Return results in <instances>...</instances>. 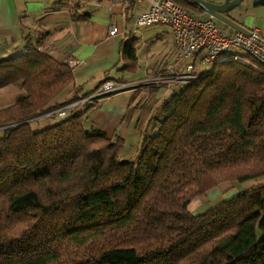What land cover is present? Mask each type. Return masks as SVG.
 <instances>
[{"label": "trees", "instance_id": "16d2710c", "mask_svg": "<svg viewBox=\"0 0 264 264\" xmlns=\"http://www.w3.org/2000/svg\"><path fill=\"white\" fill-rule=\"evenodd\" d=\"M41 41L0 57V88L23 89L0 109V264H264V184L188 210L222 182L264 176V66L246 54L212 63L173 90L121 159L124 140L87 130L86 111L32 129L81 92L53 101L74 73ZM137 43L122 41L121 70H136Z\"/></svg>", "mask_w": 264, "mask_h": 264}, {"label": "crops", "instance_id": "0c3cea01", "mask_svg": "<svg viewBox=\"0 0 264 264\" xmlns=\"http://www.w3.org/2000/svg\"><path fill=\"white\" fill-rule=\"evenodd\" d=\"M58 1L0 0V57L24 53L28 43L35 44L41 39L38 48L58 62L65 63L68 57L80 61L72 69L74 82L60 92L54 102L71 97L76 88H81L78 96H84L99 88L105 80L136 82L164 70L175 61L177 51L168 26L134 28V17L147 5L145 1L130 0L124 4L111 0H65L68 5L53 9L52 5ZM74 4L79 5V14L86 16L84 20L76 21L71 16L69 6ZM241 7L243 11L233 12L237 21L246 28L264 31V5L253 6L246 2ZM249 11L254 14L251 22L247 20ZM111 24L119 30L113 36L108 34ZM225 29L227 32L234 30L229 26ZM129 36L138 40L134 72L121 70L124 61L120 45ZM169 91L166 87L126 88L80 105L75 110L77 113L86 111L83 125L87 130H100L111 139L122 138L121 154L130 159L153 114L168 98ZM20 93L23 89L18 84L0 88V109L12 105ZM229 187L216 188L218 195ZM218 202L215 198L204 203L207 207L204 210Z\"/></svg>", "mask_w": 264, "mask_h": 264}, {"label": "built area", "instance_id": "2783aa9c", "mask_svg": "<svg viewBox=\"0 0 264 264\" xmlns=\"http://www.w3.org/2000/svg\"><path fill=\"white\" fill-rule=\"evenodd\" d=\"M128 3L130 0H111ZM145 1L147 5L134 17L135 29L166 25L170 28L177 51L175 61L164 70L144 77L133 83L107 80L88 95L53 109L39 117L63 120L78 106L95 101L126 88L141 86L171 87L194 83L199 80L205 69L222 58L237 59L239 54H246L264 66V31L247 28V32L233 30L227 32L225 24L213 15L197 13L177 4L173 0H134ZM118 27L111 24L108 34L115 35ZM80 63L74 58H66L65 64L75 68Z\"/></svg>", "mask_w": 264, "mask_h": 264}, {"label": "rangeland", "instance_id": "374dc122", "mask_svg": "<svg viewBox=\"0 0 264 264\" xmlns=\"http://www.w3.org/2000/svg\"><path fill=\"white\" fill-rule=\"evenodd\" d=\"M248 13L249 14L247 16V20L249 22H251L254 19V14L251 11H249ZM256 26H259V24H256ZM209 67H208V69H209ZM148 76H151V75H148ZM144 87L158 88V87H154V86H148V85L146 86L145 85V86L138 87V89L139 88H144ZM168 89L172 90V92H173V90L177 91L180 88H179V85H176V86L168 87ZM74 111H76V110H74ZM58 121H59L58 119L44 118L43 117V118H41L38 121L31 122V127H32V129L34 131H38V130H40L42 128L49 127V126L55 124ZM1 134H2V131H0V135ZM121 159H126V158H124V156L121 154ZM258 184H264V176H261V177H258V178L252 179V180H248V181H245V182H237V181H225V182H222L221 184L218 185V187H213L212 189L208 190L205 194L195 197L189 203L188 210L192 214L202 213V212L206 211L204 209L207 208V207H205L204 203L211 202L213 199L215 200V198H216V201H219V202L223 201V200H226V199H229L230 197H232L236 193L241 192V191L246 190V189H249V188H251V187H253L255 185H258ZM224 185H229L230 187L228 188L227 191L226 190H222V192L218 195L216 188H219V187L221 188V186H224Z\"/></svg>", "mask_w": 264, "mask_h": 264}, {"label": "water", "instance_id": "95a60500", "mask_svg": "<svg viewBox=\"0 0 264 264\" xmlns=\"http://www.w3.org/2000/svg\"><path fill=\"white\" fill-rule=\"evenodd\" d=\"M203 12L213 15L219 22L235 30L247 32V28L237 20L228 16V13L235 10L243 0H190ZM253 6L264 5V0H252ZM240 11V9H238ZM243 11V10H241ZM172 93L169 91L168 96Z\"/></svg>", "mask_w": 264, "mask_h": 264}, {"label": "flooded vegetation", "instance_id": "af4514ba", "mask_svg": "<svg viewBox=\"0 0 264 264\" xmlns=\"http://www.w3.org/2000/svg\"><path fill=\"white\" fill-rule=\"evenodd\" d=\"M246 2H252V0H243V2H242L241 4L238 5V8H237V9H240V11L243 10L241 6H242L244 3H246ZM237 9H235V10L229 12V13H228V16L231 17V18H233V19H235V20H237L236 17L233 15V12H237V11H238Z\"/></svg>", "mask_w": 264, "mask_h": 264}]
</instances>
